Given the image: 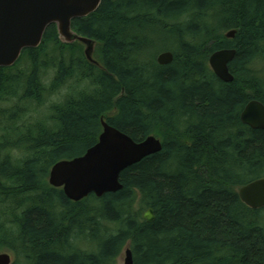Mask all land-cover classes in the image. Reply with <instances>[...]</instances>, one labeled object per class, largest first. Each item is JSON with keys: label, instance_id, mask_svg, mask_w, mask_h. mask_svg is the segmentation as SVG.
Listing matches in <instances>:
<instances>
[{"label": "trees", "instance_id": "16d2710c", "mask_svg": "<svg viewBox=\"0 0 264 264\" xmlns=\"http://www.w3.org/2000/svg\"><path fill=\"white\" fill-rule=\"evenodd\" d=\"M73 27L100 42L105 69L84 60L89 86L53 118L27 122L24 109L4 106L6 70L21 60L0 67V250L13 252L12 264H118L127 245L134 264H264V208L238 193L264 177V129L240 118L250 100L264 103V0H103ZM48 39L73 45L51 25L23 51L33 67L22 99L39 100L78 65L62 58L51 88L40 83ZM223 48L237 49L230 83L209 64ZM165 50L174 61L160 65ZM102 117L137 141L156 135L163 149L125 169L123 189L74 202L49 173L98 141ZM150 208L153 222L143 216Z\"/></svg>", "mask_w": 264, "mask_h": 264}, {"label": "water", "instance_id": "95a60500", "mask_svg": "<svg viewBox=\"0 0 264 264\" xmlns=\"http://www.w3.org/2000/svg\"><path fill=\"white\" fill-rule=\"evenodd\" d=\"M103 0H0V67H12L20 59L23 51L38 48L47 29L55 25L59 40L64 44L79 43L84 47L86 60L100 69L104 66L96 58L98 40L79 34L73 21L96 12ZM237 30L232 29L226 37L234 38ZM237 53L236 48L214 51L209 64L214 73L224 82H233L230 63ZM160 65L174 61V53L165 50L157 56ZM241 121L253 129H264V103L250 100L240 115ZM103 130L98 141L83 155L56 162L49 173L48 181L56 188H62L66 196L80 202L95 194L102 197L106 193L123 189L122 172L144 158L163 149V141L154 134L137 141L129 134L101 119ZM242 202L252 209L264 208V177L244 184L238 189ZM148 222L155 220L152 208L144 213ZM12 255L0 253V264H12ZM125 264H134L130 246L126 249Z\"/></svg>", "mask_w": 264, "mask_h": 264}, {"label": "rangeland", "instance_id": "374dc122", "mask_svg": "<svg viewBox=\"0 0 264 264\" xmlns=\"http://www.w3.org/2000/svg\"><path fill=\"white\" fill-rule=\"evenodd\" d=\"M165 36V33L162 34ZM44 41V40H43ZM163 47L161 40L157 41L152 48L157 52ZM161 52V51H160ZM160 53H156L155 56ZM66 61V64H78L75 68H70L67 71L65 81L62 85L54 88L52 92L43 93L39 100L34 99H22L24 94L27 78L32 70L33 64L31 54L28 52L13 68L7 69L6 74L8 79L13 83V95L7 96V100L4 102L6 107H21L26 113L24 120L27 122H33L48 118H53L55 115V107L63 104L68 98L77 96L78 92L86 89L89 84V78L86 75L90 72L84 64L86 60L84 55V47L77 43L70 45L69 47L60 48L54 40L48 39L44 46L38 50L37 59L40 62L39 79L40 83L45 84L46 88H51L54 84V80L58 74V62L61 59ZM96 58L99 56L96 53ZM68 67V66H67ZM85 67V68H84ZM5 98V97H4ZM1 127V126H0ZM3 131L0 129V134ZM127 245L118 258V264H125ZM7 252L12 255V259L15 260L13 252L9 249H1L0 253Z\"/></svg>", "mask_w": 264, "mask_h": 264}]
</instances>
